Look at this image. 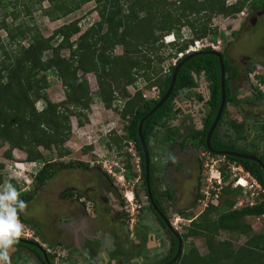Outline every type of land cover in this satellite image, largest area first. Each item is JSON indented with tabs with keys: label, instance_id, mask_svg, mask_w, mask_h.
Returning a JSON list of instances; mask_svg holds the SVG:
<instances>
[{
	"label": "trees",
	"instance_id": "1",
	"mask_svg": "<svg viewBox=\"0 0 264 264\" xmlns=\"http://www.w3.org/2000/svg\"><path fill=\"white\" fill-rule=\"evenodd\" d=\"M15 1L16 6L23 4L27 14L32 13L31 6L25 3L26 0ZM33 1L34 4H39L43 16L52 21L70 16L91 2L96 3L95 11L99 16V20L85 31H82L80 20L76 19L56 29L50 37H45L38 28L32 30L14 23L19 16L14 11L5 13L0 19V30L7 33L6 39L0 37V143L4 147L8 145L5 153L7 159H11L14 150H19L26 155L27 162L42 164L35 177L36 186L57 173L59 163L54 162V155L57 158L69 155L64 145L72 135V114L78 115L80 125H83L84 120L87 121L84 113L90 110L94 101L103 102L107 110H114L120 117L123 135L110 134V143L107 146L110 149L115 147L125 158L126 177L134 178L136 175L133 174L131 165L133 155L129 149L133 148L137 156L142 150L138 127L157 102L146 101L143 109L141 103L144 97L140 90L130 101L125 102V99L131 96L128 91L130 86H134L140 78L147 81L149 88L159 85L163 95L169 89L175 66L171 67L170 73L163 80L157 79L161 73L160 63L167 59V55L161 53L165 47L163 37L175 33L181 38L183 29L191 31L192 37L186 42L173 44L169 58H177L179 53H184L196 40L209 36L215 39L224 37L212 29L211 22L214 17H234L246 7L256 9L260 2L238 0L228 5L227 0ZM1 2L7 7L12 5L8 0ZM44 2H48L49 7L42 9L41 4ZM11 16L14 21L9 23L7 19ZM76 36L78 38L74 40ZM25 42L28 44L24 45ZM119 47L122 48L121 53L116 51ZM65 50L69 51V56L62 54ZM220 71L219 62L212 54L197 55L181 67L174 86L173 95L196 86L194 73L195 76L203 72L209 74L213 81L209 101L213 110L206 131L221 102ZM91 73L95 74L98 82L95 93L91 91L86 77ZM49 74H55L64 86L66 99L60 103L52 102L47 94L50 86ZM226 91L228 102L231 98L228 84ZM117 99L123 100V103L116 109L113 103ZM40 101L45 103L41 111L36 107ZM169 102L144 121V136L162 118L160 114L165 111ZM134 111H137L136 115ZM128 115L131 116L129 120ZM223 115H226V109ZM236 129L240 136L243 135L244 126H236ZM206 131L202 133L204 137L199 146L206 145ZM125 147L127 150L124 151ZM212 147H215L213 140ZM260 159L264 162V156ZM228 160L241 164L264 190V172L257 163L237 157H229ZM76 163L89 167L83 162ZM3 167L0 163V169ZM222 176L226 181L228 175L223 169ZM3 182V175H0V187ZM10 184L19 192L15 179H11ZM231 187L229 185L222 188L221 195L218 196L220 203L208 205L200 221L194 223L186 235H204L209 253L202 256L196 249L184 251L173 264H264V232L254 233L253 226L245 221L246 218L264 216V192L260 193L253 206L235 208L239 201L237 194L243 189ZM19 198L27 205L34 199V195L25 191L20 193ZM203 198L204 195L201 194L199 200ZM18 219L25 224L37 226V222L28 219L23 211L18 213ZM221 231L246 235L248 240L237 248L231 240L216 239ZM20 245L24 246V243ZM30 248L37 251L44 260L43 254L36 248ZM22 254L21 251L15 252L13 256L10 255V260L15 255H18L15 256L16 259L20 258Z\"/></svg>",
	"mask_w": 264,
	"mask_h": 264
},
{
	"label": "flooded vegetation",
	"instance_id": "2",
	"mask_svg": "<svg viewBox=\"0 0 264 264\" xmlns=\"http://www.w3.org/2000/svg\"><path fill=\"white\" fill-rule=\"evenodd\" d=\"M258 1L260 2L256 9L251 10L249 7L244 9L247 14L240 18L234 33L237 43L249 31L253 34L259 29L264 31V0ZM243 11L240 12L241 15L245 14ZM230 44L226 41L224 46L213 50L222 55L226 86L228 84L230 87L231 98L227 102L226 97V115H222L213 131L210 147L207 146V136L216 116L206 131L213 110L209 102L213 81L209 78V74L205 73L206 71L199 76H195L194 73L196 86L180 90L175 95H173L174 90L172 91L168 100L161 106L164 107L170 101L165 111L160 114L162 118L156 121L148 135L144 136L143 130L140 132L138 127L142 147L138 153L139 168L135 160H131L132 172L136 175L134 179L138 182L133 190L132 199L139 203L138 217L134 224L131 223L134 221L131 218L133 215L129 214L130 210L124 205V197L115 186L114 178L110 174L101 171L100 168L90 169L81 166L80 163L71 164L73 161H62L57 167V172L82 170L90 172L91 177L95 175L94 182L87 185L66 177L61 180L63 189L58 196L60 208L55 224L57 234L60 236L59 246L64 254L59 256L55 253V255L36 239L23 237L20 239L25 242H17L10 255L13 256L15 252L21 251L26 255L25 259L29 256L37 258L39 263L36 264H168L177 255L180 243L182 254L185 248L184 238L186 239L187 234L183 235L176 225L178 222L180 224L186 222L191 227L194 222L195 207L202 205V201L206 199V192L202 186L204 161L207 155L223 157L224 161L228 162H231L228 160L229 157H233L228 153H243L259 159L264 156V149L257 147V139L262 143L264 141V44L254 47L251 52L244 43L248 52H238L237 58L229 53ZM196 52H203L200 55H205L211 50L201 46ZM213 56L217 58L221 70L220 58ZM185 57L176 58L171 67L176 68ZM165 63L166 60L160 63V66H164ZM170 71L171 68L169 73ZM254 73L256 76L252 80ZM166 75L168 73L164 75L161 72L157 79L163 80ZM255 80L259 81L260 86L255 85ZM245 88L249 90L244 93ZM151 89L154 93H143L144 100L141 103L143 109L146 101L158 103L166 94H162L159 85ZM129 93L131 96L127 97L125 102L130 101L137 94V92ZM231 112L235 117L230 118ZM111 114H115L114 110H111ZM134 114L136 115L137 111H134ZM127 118L129 120L131 116L128 115ZM235 125L244 126L243 135H239ZM205 131L206 145L199 146L204 137L202 133ZM248 135L252 139H249ZM212 140L215 147H212ZM248 142L251 143L252 149L245 147ZM134 148L137 149L136 144ZM231 163L238 165L240 170L246 171L241 164ZM225 168L226 165L223 166L224 170ZM124 171L127 173L126 168ZM56 175L57 173L44 183L54 179ZM249 175L253 177L250 173ZM201 194L204 198L199 200ZM28 242L40 244L47 253V259L44 257L42 260L40 254L30 247L43 253ZM20 243H24V246Z\"/></svg>",
	"mask_w": 264,
	"mask_h": 264
},
{
	"label": "rangeland",
	"instance_id": "3",
	"mask_svg": "<svg viewBox=\"0 0 264 264\" xmlns=\"http://www.w3.org/2000/svg\"><path fill=\"white\" fill-rule=\"evenodd\" d=\"M12 2V5L8 6L5 3H2L0 0V19L3 18L5 13L14 11L15 13H19L18 19L15 20L14 23L24 25V27H30L32 30L38 28L41 30L45 37H50L56 29L61 27L62 25L69 23L73 20L79 19L82 25V31H85L91 24L99 20L98 13L95 11L96 3L91 2L86 4L81 10L71 14L70 16L64 17L57 21H52L48 17L43 16L42 10H40L39 4H34L33 0H26L28 6H31V14H27L25 7L23 4L20 6H16L15 0H8ZM24 0H22L23 2ZM38 0H36L37 2ZM176 1V0H169ZM227 4L231 5L236 2V0H227ZM5 4V6H4ZM41 8H48L49 3L44 2L41 4ZM244 15L238 14L234 17H224V16H216L213 18L211 22V27L213 30L218 31L224 35V38H214L213 36L206 37L207 43H217V41H221L219 47L224 46V43L227 41L230 44L229 53L234 55V57H238V52H248L245 48L248 47V50L251 49L253 51L254 47L258 45L264 44V31L259 29L256 34L249 31L246 33L241 39L240 42H236L235 29L239 25L240 18L245 17L247 11L244 10ZM9 23L14 21V17H9L7 19ZM182 37L179 40V43H183V41L187 40L186 37H192L191 31L188 29L183 30ZM0 37L2 39L7 38L6 31L0 30ZM78 36L74 37V40L77 39ZM204 39V38H203ZM164 40V39H163ZM165 44V48L161 53H165L167 55L166 63L164 66H160L161 72L165 75L169 74V69L171 64L174 62V58H169V55L173 51V46L168 45L165 40L163 41ZM246 43V45L244 44ZM28 43L25 42L24 45ZM203 44H206L204 42ZM245 46H244V45ZM194 44V48H195ZM117 53H121L122 48L119 47L116 49ZM250 52V51H249ZM65 56H69V51H63L62 53ZM177 55V57H179ZM87 79L90 83L91 91L95 93L98 90V82L95 74H88ZM49 82L50 86L47 90V94L49 98L54 103H60L66 99L65 89L60 81V79L55 74H49ZM143 91V93L150 94L154 93V90L147 86V81L143 78L138 79L133 88L128 89L131 93H136L137 91ZM113 104L116 106V109L119 108L123 100L117 99ZM45 103L40 101L37 103L36 107L39 111H41L44 107ZM114 109V108H113ZM87 121L84 120V124L80 125V118L78 115L72 114V135L70 139L65 142L64 148L69 151V155L64 158H57L54 155L55 163H60L62 161H73V162H83L89 165V168H100L101 171L107 172L108 174L111 171L110 176L114 178L115 186L120 190L123 195L124 205H127V209L130 210L131 218L134 220L131 222L134 224L138 217L139 211V203L136 202L135 199L131 201L125 197L124 195H131L133 197V190L137 186V180L134 178L128 179L126 177V168L125 158L121 156L115 147L111 149L107 146L110 138V134H115L117 136L123 135V124L121 122L120 117L117 114H111V111L104 109V104L101 101H94L89 111H86ZM235 117V114L231 112L230 118ZM250 135V134H249ZM248 135V136H249ZM249 139L250 138L249 136ZM255 141V138H253ZM258 148L264 149V141L263 143L257 139ZM257 145V144H256ZM245 147L248 149H252L251 143L248 142L245 144ZM86 148H89L85 151ZM8 150V145L5 147L0 143V163L4 165L2 169H0V175H3V185L0 187V191H3L4 185L10 184L11 179H16V182L19 187V193L28 191L34 195V199L27 204V207L23 210V214L31 220H35L37 222V226H33L32 224H25L22 221L20 223L24 226L23 233L21 238H32L36 239L41 243V245L48 249L52 253H56L59 256H62L64 252L63 249L59 246L60 236L57 234V226L55 224V218L60 208L59 203V192L63 189L62 181L63 178L66 179H74L82 185L91 184L94 182L95 175L91 177L90 172L80 171H66L62 173V171L57 172V175L54 179L43 183L41 185L36 186L35 174H31L32 176L25 175L24 171L29 168L28 163L26 161V155L19 150H14L11 159H7L5 156L6 151ZM127 150L126 147L124 151ZM55 154V153H54ZM133 161V159H132ZM16 162H18V166L23 169V172L20 173L18 170L15 171ZM205 167H204V182L203 188L206 191H209L208 201H202V205H198L195 207L193 211L194 223L200 221L202 213L207 208V205H218L220 202L219 197L221 195V191L223 187H227L231 185L232 189L235 188L236 182L240 178H245L249 180L247 172L244 170H240L238 165L234 163L224 161L223 157H211L207 155L205 158ZM226 165L225 172L228 175L226 181H223L217 185L218 182V172L222 173L223 166ZM32 167L36 166L38 170L41 169L42 164H31ZM224 170V169H223ZM125 175V176H124ZM123 176V178H122ZM248 177V178H246ZM26 179V180H23ZM251 178V177H250ZM251 181V180H250ZM222 187V188H221ZM221 188V189H218ZM243 189V188H242ZM237 201L242 200V207L246 205H250V200H248L243 190L237 194ZM257 200V199H256ZM256 200L252 201L256 203ZM254 203V204H255ZM207 204V205H206ZM237 208H241L239 206V202L235 206ZM245 221L249 222L253 227L254 233H262L264 232V216L260 218H246ZM193 224L188 226L189 224L186 222H178L176 225L179 227L180 232L184 235L188 234L190 228L193 227ZM217 240H231L235 247H239L243 245L248 240V236L239 235L238 233H229L227 231H221L216 237ZM204 235L197 236H188L186 239L184 238V251L188 252L191 249L198 250L199 254L205 256L209 253L208 248L206 246ZM55 254V255H56ZM16 256V255H15ZM14 258L11 261V264H36L39 263V260L35 257L28 259L26 255L22 254L20 258ZM18 256V255H17ZM11 259V258H10ZM26 260V263H25Z\"/></svg>",
	"mask_w": 264,
	"mask_h": 264
},
{
	"label": "clouds",
	"instance_id": "4",
	"mask_svg": "<svg viewBox=\"0 0 264 264\" xmlns=\"http://www.w3.org/2000/svg\"><path fill=\"white\" fill-rule=\"evenodd\" d=\"M181 37H182V33H181ZM188 37H186L187 40L190 39ZM163 39L168 45H173L175 43H178L181 38H179L177 34L172 33L164 36ZM194 44L195 42L188 47L187 51L179 54H183L182 56L184 55L187 56L191 53H195L196 51L190 50V48L193 47ZM188 50L190 51L188 52ZM213 50L214 49L211 48V51ZM182 56H179V58H181ZM105 107L106 106L104 105V109ZM31 164L35 165V163H28L29 168L24 171L25 175L32 176L31 174H33L34 172L35 173L39 172V170L38 172H36V169H34L36 166L32 167ZM18 170L19 169H17V171ZM36 175L37 174H35L34 176ZM23 180L26 179L23 178ZM239 187L243 188L241 185ZM19 197H20V193L12 184L4 185L3 191H0V264H11L10 253L14 251V245L18 242L19 238H21V235L23 233L24 226L20 223L18 219V213L22 212L27 207V205Z\"/></svg>",
	"mask_w": 264,
	"mask_h": 264
},
{
	"label": "water",
	"instance_id": "5",
	"mask_svg": "<svg viewBox=\"0 0 264 264\" xmlns=\"http://www.w3.org/2000/svg\"><path fill=\"white\" fill-rule=\"evenodd\" d=\"M203 52H195V53H191L189 55H187L175 68L173 74H172V78H171V83H170V86H169V89L168 91L166 92L165 96L157 103V105L151 110V112L143 118V120L141 121L140 123V126H139V130L141 132L142 130V125L144 123V121L149 117L151 116L152 114H154L167 100L168 98L170 97L172 91L174 90V86H175V83H176V79H177V76H178V73H179V70L181 69V67L188 61L190 60L191 58L197 56V55H200L202 54ZM209 54H212V55H215V56H218L221 60V102H220V106H219V109H218V112H217V115H216V118L213 122V125L211 127V129L209 130V133H208V136H207V146L210 147V138L212 136V133L213 131L215 130L218 122L220 121L222 115H223V112H224V109H225V105H226V74H225V68H224V62H223V59H222V55L220 53H217L215 51H211V52H208ZM143 141V140H142ZM143 145L146 149V146H145V143L143 142ZM147 152V150H146ZM230 156H233V157H237V158H242V159H248V160H251L255 163H257L263 170L264 172V162L261 161L259 158L253 156V155H248V154H243V153H239V154H233V153H228ZM147 167L149 169V159L147 158ZM19 241H23L25 242L24 240L20 239L18 240ZM32 245H34L35 247H37L44 255V257L47 259V253L45 251V249L38 243H34V242H28ZM181 252H182V246H181V243L179 245V250L177 252V255L175 256V258L170 261L168 264H173L177 261L178 257L181 255Z\"/></svg>",
	"mask_w": 264,
	"mask_h": 264
},
{
	"label": "built area",
	"instance_id": "6",
	"mask_svg": "<svg viewBox=\"0 0 264 264\" xmlns=\"http://www.w3.org/2000/svg\"><path fill=\"white\" fill-rule=\"evenodd\" d=\"M204 42H206V44H203ZM221 44V41H217V43H207V38L205 39H201V40H197L195 41V48L194 46L190 48V50H193V51H197V49H200L201 46H204L205 48H212L214 50H216V48L219 47V45ZM189 52V51H188ZM183 54H180V56H182ZM176 59L174 60V63H175ZM255 73L254 75H252V80L255 78ZM255 85H259V81L255 80ZM129 152L133 155V160H135V163H136V166L139 168V159H138V156H137V153L134 151L133 148H130L129 149ZM17 169L20 170V173L23 172V169H21V167L18 166V164L16 163V166H15V171H17ZM18 172V171H17ZM111 174V171H109ZM248 177H249V180L248 179H245V178H240L237 182H236V185L235 187H239V183L245 179V185H241L243 188H244V195L245 197L250 200V206H253L255 202H252L254 200L257 199V197L260 195V193L264 192L262 186L258 183V181L254 178H252L248 173H247ZM222 173L221 172H218V182H217V185L222 183L223 181V178H222ZM246 177V178H248ZM251 177V178H250ZM123 178V176H122ZM251 180V181H250ZM222 188V187H221ZM221 188H218V189H221ZM206 199H204L205 201L207 200L208 201V198H209V191H206ZM127 198L131 201L132 200V197H128L127 195ZM239 206L242 207V200H239ZM207 205V204H206ZM237 205V204H236ZM237 208V207H236Z\"/></svg>",
	"mask_w": 264,
	"mask_h": 264
},
{
	"label": "bare ground",
	"instance_id": "7",
	"mask_svg": "<svg viewBox=\"0 0 264 264\" xmlns=\"http://www.w3.org/2000/svg\"><path fill=\"white\" fill-rule=\"evenodd\" d=\"M240 185H245V179H243V180L239 183V186H240ZM128 197L130 198L131 195H130V196L128 195Z\"/></svg>",
	"mask_w": 264,
	"mask_h": 264
},
{
	"label": "crops",
	"instance_id": "8",
	"mask_svg": "<svg viewBox=\"0 0 264 264\" xmlns=\"http://www.w3.org/2000/svg\"><path fill=\"white\" fill-rule=\"evenodd\" d=\"M248 90H249L248 88H245L243 91H244V93H245V92H248ZM249 94H250V93H249ZM244 95H245V94H244Z\"/></svg>",
	"mask_w": 264,
	"mask_h": 264
}]
</instances>
